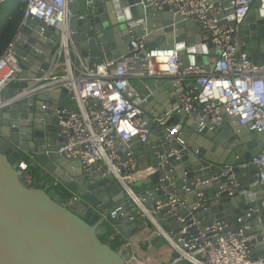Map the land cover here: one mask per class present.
<instances>
[{
    "label": "water",
    "instance_id": "1",
    "mask_svg": "<svg viewBox=\"0 0 264 264\" xmlns=\"http://www.w3.org/2000/svg\"><path fill=\"white\" fill-rule=\"evenodd\" d=\"M212 1L220 8L221 19L233 14L234 0ZM69 7L75 14L70 30L77 32L72 48L86 64L127 54L133 37L144 39L149 47L177 49L185 66L196 63L209 69V57L218 53L211 41L203 44L197 23L169 8L160 10L148 0H77ZM230 21L235 25L233 16ZM59 36V31L37 19L23 27L16 46L24 67L22 77L39 76L40 83L48 84ZM240 37L248 56L264 63V0L252 4L240 25ZM142 80L149 90L140 91L136 103L146 113L152 130L143 146L151 155L152 165L163 164V169L137 182L141 185L137 194L154 207L157 201L176 194L187 199L192 210L202 191L203 206L194 213L208 222L227 220L232 225L238 215L259 206L264 188L257 172L253 165H241L264 148L263 133L239 125L237 117H227L222 126L210 129L208 120L200 122V107L190 115L182 112L173 117L172 122L182 126L178 137L185 143L172 146L169 135L154 119L176 108L179 92L186 87L175 85L169 78ZM29 85V81H17L0 90V264H126L128 251L114 249L99 234L109 232L106 217L118 205L123 209L112 222L123 237L140 233L143 218L111 174L103 177L97 170L84 172L80 161L59 154L61 127L54 110L65 106L68 98L62 86L51 83L39 93L21 96ZM166 98L173 107L153 109L155 104L163 105ZM172 147L177 154L167 156ZM21 158L29 168L40 171L43 184L29 187L24 171L19 169ZM227 165L235 166L229 169ZM232 176L240 185L230 196ZM57 185L81 200L69 201ZM255 192L261 197L255 198ZM170 209H160L155 217L166 230H177L180 222ZM175 212L177 216L186 214L182 207ZM131 214L135 220L129 219ZM261 218L263 227L258 225L250 231L264 228V215ZM259 255L252 253L253 258Z\"/></svg>",
    "mask_w": 264,
    "mask_h": 264
},
{
    "label": "built area",
    "instance_id": "2",
    "mask_svg": "<svg viewBox=\"0 0 264 264\" xmlns=\"http://www.w3.org/2000/svg\"><path fill=\"white\" fill-rule=\"evenodd\" d=\"M10 1L0 0V5ZM73 1L77 0H22L26 7L19 31L0 57V90L17 81H29L30 85L22 89L21 96L39 93L51 83L60 84L63 92H68V99L74 105L54 110L61 127L59 154L80 161L84 172L93 174L97 170L103 177L111 174L129 196L128 202L134 203L143 218L144 229L140 233H150L149 237H141L142 240L136 242L133 236L123 237L112 222L123 205L110 211L106 220L113 228L111 239L121 236L125 240L121 250L126 249L130 255L126 264H154L158 251L163 255L165 250L169 255L163 264L181 261L189 264H264V228L250 231L258 225L263 227L264 197L259 206L238 215L232 225L227 220L208 222L194 213L203 206L200 203L202 191L198 193L197 205L191 210L187 207V199L176 194L157 201L155 207L148 205L133 188V184L155 176L163 169V164L142 168L135 150L136 144L144 145L149 141L152 130L146 113L136 103L140 91L133 85V78L140 80L144 90L149 88L142 78H169L178 85L191 77L198 85L192 83L180 91L179 105L154 119L169 135L172 146L185 143L178 137L182 126L174 124L173 117L182 112L190 115L200 107V122L208 120L210 129L222 126L227 117H237L239 125L247 126L253 133H263L264 142V63L248 56L240 37V25L255 0H234L233 14L222 19L220 8L212 0H148L158 9L169 8L200 26L203 44L211 41L218 52L209 57V69L196 63L185 66L179 60L177 49L149 47L144 39L136 37L131 40V50L127 54L101 62H81L79 67L77 60L81 57L72 48L77 32L70 30V21L75 14L69 4ZM86 1L92 3L93 0ZM230 16L234 17L235 25L231 24ZM35 19L60 32L51 60L52 71L46 78L48 84L40 83L39 76L22 77L24 67L16 52L23 27ZM175 154L177 150L172 147L167 156ZM249 165L255 168L264 188V148L241 167ZM234 166L227 165L226 168L233 169ZM28 168L24 161L19 163L22 171ZM230 180L232 188L228 191L232 196V189L240 182L233 176ZM69 192V201L81 200L77 194ZM254 196L261 197L258 192ZM164 207H170L180 222L177 230H166L155 217ZM177 207H182L186 214L177 216ZM129 219L135 220L133 214ZM153 240L156 246H153ZM257 252L260 255L253 258L252 253Z\"/></svg>",
    "mask_w": 264,
    "mask_h": 264
},
{
    "label": "trees",
    "instance_id": "3",
    "mask_svg": "<svg viewBox=\"0 0 264 264\" xmlns=\"http://www.w3.org/2000/svg\"><path fill=\"white\" fill-rule=\"evenodd\" d=\"M25 7L26 4L22 2V0H11L8 3L0 5V57L4 54L9 43L18 33L20 24L24 17ZM24 177L29 181V187L40 186L42 176L38 169L28 168L26 171H24ZM56 188L62 191V194L65 198L70 197L69 191H65L59 185H57ZM107 226L109 232H102L99 234V237L114 249H121L125 244V240L121 236H115L113 239H111L113 229L109 223H107ZM176 264H186V262L181 261L177 262Z\"/></svg>",
    "mask_w": 264,
    "mask_h": 264
},
{
    "label": "crops",
    "instance_id": "4",
    "mask_svg": "<svg viewBox=\"0 0 264 264\" xmlns=\"http://www.w3.org/2000/svg\"><path fill=\"white\" fill-rule=\"evenodd\" d=\"M81 62H84V60L83 59H81L80 58V60L78 59L77 60V65L80 67L81 66ZM192 62H194V61H192ZM85 63V62H84ZM134 80H138L139 81V83L141 84V82H140V80L139 79H132V82L134 81ZM183 84H184V86L185 87H188L190 84H192V83H194V80H193V78H191V77H189V78H187L186 80H184L183 82H182ZM142 86V85H141ZM143 88V87H142ZM64 102H65V105H68V106H73L74 105V103L70 100V99H68V98H65V100H64ZM174 106V104L173 103H170V101H169V99H165V103L163 104V105H158V104H155L154 106H153V109H158V108H161V109H164V107L166 108V109H170L171 107H173ZM164 113V112H163ZM135 150H136V152H137V154L140 156V164H141V167L142 168H145V167H148V166H151L152 165V158H151V155L149 154V152L144 148V146L143 145H140L139 143L138 144H136V146H135ZM21 161H23V158H21L20 159V162ZM19 162V163H20ZM40 184H43V181H41V183ZM257 198H259V196L257 197ZM149 235H150V233H146V232H142V233H138V234H136V235H134L133 237H132V239L136 242V241H141L142 240V238L144 237V236H146V237H149ZM142 237V238H141ZM155 241L153 240V246H154V244H155V246H156V243H154ZM152 250H155V249H152ZM164 251V250H163ZM158 256L156 257V258H154L153 259V263L154 264H163L164 263V260L165 259H167V257L166 256H168L169 254H168V251L167 250H165V252H164V254L162 255V253L160 252V251H158V254H157Z\"/></svg>",
    "mask_w": 264,
    "mask_h": 264
},
{
    "label": "rangeland",
    "instance_id": "5",
    "mask_svg": "<svg viewBox=\"0 0 264 264\" xmlns=\"http://www.w3.org/2000/svg\"><path fill=\"white\" fill-rule=\"evenodd\" d=\"M132 83H133V85L135 86V88H137V90H139V91H142V90H143V88H142V86H141V84L139 83L138 80H134ZM64 93L67 94L68 92L65 91ZM140 186H141V185H140L139 183L133 184V188H134L136 191L138 190V188H140ZM152 231H153V229H152ZM159 240H160L161 242H163V239H162V238H159ZM186 264H189V263L186 262Z\"/></svg>",
    "mask_w": 264,
    "mask_h": 264
}]
</instances>
